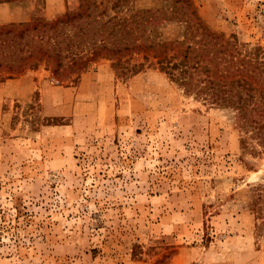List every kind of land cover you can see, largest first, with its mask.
Returning <instances> with one entry per match:
<instances>
[{
  "label": "rangeland",
  "instance_id": "rangeland-1",
  "mask_svg": "<svg viewBox=\"0 0 264 264\" xmlns=\"http://www.w3.org/2000/svg\"><path fill=\"white\" fill-rule=\"evenodd\" d=\"M79 7L64 30L90 37L62 46L87 50L82 67L44 56L0 69V264H264L259 138L232 108L185 92L153 51L110 36L91 52L101 23L145 21L172 38L194 9L264 60V0H0V16L24 19L0 27ZM144 8L165 17L137 20Z\"/></svg>",
  "mask_w": 264,
  "mask_h": 264
},
{
  "label": "trees",
  "instance_id": "trees-1",
  "mask_svg": "<svg viewBox=\"0 0 264 264\" xmlns=\"http://www.w3.org/2000/svg\"><path fill=\"white\" fill-rule=\"evenodd\" d=\"M176 1L186 5L191 3V0ZM86 7L69 11L65 18L55 21L37 20L32 27L26 26L20 30L15 29L14 25L0 27V69L19 72L38 65L44 56L57 59V65H62L68 58L66 65L82 67L89 60L87 50L69 48L74 44L72 38L77 39L78 44L88 41V26H79L77 34L71 35L64 30V25L72 21L70 19L85 14ZM165 12L158 8H144L134 15L139 14L137 20H145L165 17ZM86 14L91 15V11ZM179 17L186 21V25L180 27L179 33H173L172 38L168 28L162 27L167 30L166 35L157 36L145 21H137L136 24L126 21L119 23V26L118 23L108 25V21L101 23L107 26L108 33H104L102 27L94 29L92 39L97 40L99 35L101 37L97 47L91 51L92 56H97L99 50L113 43L108 39L110 36L123 42V48L153 51L159 68L185 92L235 110L245 133L257 136L264 147V60L260 48H247L234 35L227 36L214 30L203 22L194 9L182 12ZM10 35H18L24 41L18 42ZM96 40H92L93 44ZM63 42L68 43L69 48L64 49ZM120 48L121 45H117L115 49L118 51ZM168 48L176 50L170 52Z\"/></svg>",
  "mask_w": 264,
  "mask_h": 264
},
{
  "label": "crops",
  "instance_id": "crops-1",
  "mask_svg": "<svg viewBox=\"0 0 264 264\" xmlns=\"http://www.w3.org/2000/svg\"><path fill=\"white\" fill-rule=\"evenodd\" d=\"M2 18V21H15V20H20V21H24L23 18H16L14 15H4V16H0Z\"/></svg>",
  "mask_w": 264,
  "mask_h": 264
}]
</instances>
